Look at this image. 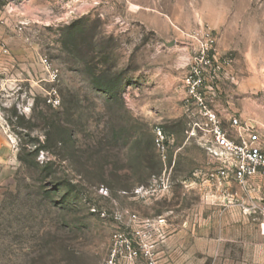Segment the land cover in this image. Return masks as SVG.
Returning a JSON list of instances; mask_svg holds the SVG:
<instances>
[{"label":"rangeland","instance_id":"rangeland-1","mask_svg":"<svg viewBox=\"0 0 264 264\" xmlns=\"http://www.w3.org/2000/svg\"><path fill=\"white\" fill-rule=\"evenodd\" d=\"M205 28L222 97L264 84V0H0V264H101L125 212L161 230L160 264H264V179L211 181L183 108Z\"/></svg>","mask_w":264,"mask_h":264},{"label":"built area","instance_id":"built-area-1","mask_svg":"<svg viewBox=\"0 0 264 264\" xmlns=\"http://www.w3.org/2000/svg\"><path fill=\"white\" fill-rule=\"evenodd\" d=\"M192 38L199 43V47L193 58L194 64L182 80L185 114L189 117L197 116L200 121L193 122L192 126L210 137L208 153L220 164L209 175L210 180L217 184L232 182L238 191L250 198L251 193L259 192V188L254 187L251 182L258 178L264 179V138L253 128L240 124L234 118L230 120V127L234 130L235 138L221 128L216 112L209 107L210 99L220 89L213 81L223 68L217 63L213 53L216 38L209 28L199 30ZM41 63L46 76L55 82L57 70L52 69L45 58L41 59ZM52 93L47 103L57 107L58 97L55 92ZM153 144L164 158L167 148L165 137L159 128L155 130ZM261 210L264 213V206ZM117 219L126 220L128 224L111 234L108 252L101 264H160L155 248L162 236L161 230L148 220L128 212L119 214Z\"/></svg>","mask_w":264,"mask_h":264},{"label":"crops","instance_id":"crops-1","mask_svg":"<svg viewBox=\"0 0 264 264\" xmlns=\"http://www.w3.org/2000/svg\"><path fill=\"white\" fill-rule=\"evenodd\" d=\"M220 89L216 91L215 96L212 94L210 106L216 112L221 128L235 138L234 130L230 127V120L234 118L240 124L253 128L264 138V104L255 92L258 89H264V84H257L250 80L236 81L230 87L229 98L222 97Z\"/></svg>","mask_w":264,"mask_h":264}]
</instances>
